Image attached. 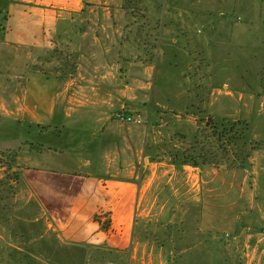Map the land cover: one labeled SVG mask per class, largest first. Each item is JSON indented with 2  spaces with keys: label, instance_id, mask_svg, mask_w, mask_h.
Wrapping results in <instances>:
<instances>
[{
  "label": "rangeland",
  "instance_id": "obj_1",
  "mask_svg": "<svg viewBox=\"0 0 264 264\" xmlns=\"http://www.w3.org/2000/svg\"><path fill=\"white\" fill-rule=\"evenodd\" d=\"M251 1L100 0L66 15L62 47L51 53L6 44V31L18 25L0 7V110L22 97L30 52L55 58L58 51L70 74L85 64L74 54L86 51L98 69L107 67L108 54H119L134 91L119 94L117 103L145 120L126 124L115 113L109 134L95 132L100 150L87 144L77 152L90 151L93 160L74 159L71 151L58 158L39 154L46 129L1 123L0 135L9 138L0 136V264H264V48L236 31L264 25L263 15L247 11L264 8V0ZM57 66L46 65L50 77ZM239 122L248 125L243 167L238 140H220L223 128L236 130ZM61 131V150L73 146L76 130ZM82 135L92 138L90 130ZM200 155L214 163L198 167L207 169L205 186L186 170L169 182V165L182 170L183 157ZM108 165L111 175L120 172L147 190L127 248L67 244L54 255V241L40 238L53 224L41 218L37 170L57 168L62 180L69 172L99 176ZM158 167L159 179L149 186Z\"/></svg>",
  "mask_w": 264,
  "mask_h": 264
},
{
  "label": "crops",
  "instance_id": "obj_2",
  "mask_svg": "<svg viewBox=\"0 0 264 264\" xmlns=\"http://www.w3.org/2000/svg\"><path fill=\"white\" fill-rule=\"evenodd\" d=\"M106 1L103 0L104 3H107ZM256 1L258 0L251 2ZM97 3H100V0H0V7L9 13V22L14 21L18 25L17 28L6 31V44L28 49L40 48L51 53L54 48L62 47L61 41L65 33L62 24L66 15L79 13L86 5ZM251 8L250 6L247 10L252 12L251 14L264 16V8ZM17 15L21 16L17 18ZM236 31L237 34L245 32L255 47L264 48V25H247L246 29L241 27ZM177 41L176 38L173 39V42ZM29 54L26 60L27 71L22 73V79L26 81L22 88V97L17 99L16 104L3 105L0 110V124L11 123L10 125L18 124L19 127L29 129H46L45 134L39 135L43 136V139L48 136L47 142L39 143V154L58 158L71 151L74 152V159L84 155V158L96 159L90 152L100 150L101 144L95 132L103 134L102 138L104 134H109L112 116L125 109L123 104L120 110L118 95L126 96L132 90L124 81L127 73L123 70L119 54L117 58L108 54L109 61L105 59L107 67L102 65L101 69H98L86 51L84 54L76 52L74 58L78 59L80 64V61H85V64H81L80 70L77 68L78 72L70 74L64 72L66 68L64 69L63 65L66 61L64 62V58L59 56L60 53L56 50L55 58L47 55L36 56L31 52ZM116 55L114 53V56ZM53 62L58 66L50 77L46 72V65ZM138 82L142 84L136 80V83ZM182 94L185 95L184 92ZM170 99L167 100L168 103L171 102ZM69 128L76 130L78 136L68 141L73 146L61 150L64 142L61 140L62 136L56 133H62L61 129ZM89 130L92 132V138L81 137ZM0 136L9 138L8 134ZM87 144L89 155L84 152L77 153L83 151ZM87 163L90 162L85 164ZM162 164L164 163L160 166ZM109 166L107 170L104 169L105 173L102 171L99 176L86 174L84 178H75L70 176L72 172H69L70 175H65L62 180L57 174V168L37 170V196L41 218L51 220L53 224L40 238L46 244L54 241L52 247L55 252L46 247L48 252L44 255H55L59 247L64 248L67 244L84 248H99L104 245L107 250L114 248L121 251L127 248L132 224L138 216H144V213L138 215L137 212L145 200L147 190L146 186L141 188L139 183L120 177V172L111 175ZM184 170L190 173V177L197 179L195 185L205 186L208 183L204 179L207 169L185 166L181 170L171 165L166 171L169 182L175 178L177 171ZM106 176L111 178H105ZM159 176L158 167L149 186H152ZM30 182L34 184L33 180ZM76 184L80 186L77 187ZM107 222L108 231L102 229V224ZM214 235L216 236V233Z\"/></svg>",
  "mask_w": 264,
  "mask_h": 264
},
{
  "label": "trees",
  "instance_id": "obj_3",
  "mask_svg": "<svg viewBox=\"0 0 264 264\" xmlns=\"http://www.w3.org/2000/svg\"><path fill=\"white\" fill-rule=\"evenodd\" d=\"M242 125H243V123L241 125H240V122L237 123L235 125V126H237L236 130H235L234 126L229 127V128H227V127L223 128L224 132L222 131V134H221L222 137L220 139V140H224V142H225L224 144H227V145H230V143H233L232 141H234V140H238L239 143L236 145H238L240 147L237 151V155L238 154L240 155L238 160L241 161L240 162V164H242V165H240L241 167H243V163L249 157L248 155L246 156V154H245L246 141L244 140L245 139L244 135L248 130V125L247 124L246 125L244 124L243 126ZM240 126H242V127H240ZM234 133H236L235 134L236 136L234 135ZM223 152L225 153V149ZM187 158H188V156H185L182 158V159H184L180 163V165L182 167L193 166V167L198 168L200 166H211L214 164V163H212V161L210 159H208L207 155H200L199 157H197V159L193 158L191 160H189ZM172 165L179 167V166H177L178 164L175 161L172 163ZM100 223H101V221H100ZM108 228H109V222L102 224V229L107 230Z\"/></svg>",
  "mask_w": 264,
  "mask_h": 264
},
{
  "label": "built area",
  "instance_id": "obj_4",
  "mask_svg": "<svg viewBox=\"0 0 264 264\" xmlns=\"http://www.w3.org/2000/svg\"><path fill=\"white\" fill-rule=\"evenodd\" d=\"M115 118L118 121H121L126 124H136L141 125L145 122L144 118L140 114L130 113L126 111H120L116 113ZM231 234H226L227 237H229ZM113 264V263H110Z\"/></svg>",
  "mask_w": 264,
  "mask_h": 264
}]
</instances>
